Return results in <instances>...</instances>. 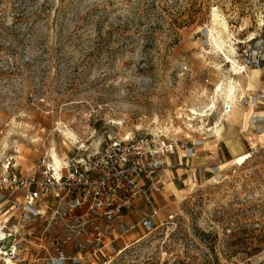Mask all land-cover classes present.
Returning a JSON list of instances; mask_svg holds the SVG:
<instances>
[{
	"label": "rangeland",
	"instance_id": "obj_1",
	"mask_svg": "<svg viewBox=\"0 0 264 264\" xmlns=\"http://www.w3.org/2000/svg\"><path fill=\"white\" fill-rule=\"evenodd\" d=\"M160 1L182 19L197 13L196 23L174 34L147 9L154 0H0V161L28 171L53 164L52 152L63 162L75 148L151 135L177 145L163 161L184 169L170 168L184 191L156 203L150 231L129 230L145 214L129 223L125 211L99 249L59 223L14 253L10 241L0 264H264V151L249 144L264 146L254 101L264 91V0ZM249 107L244 155L221 162L219 128Z\"/></svg>",
	"mask_w": 264,
	"mask_h": 264
},
{
	"label": "built area",
	"instance_id": "obj_2",
	"mask_svg": "<svg viewBox=\"0 0 264 264\" xmlns=\"http://www.w3.org/2000/svg\"><path fill=\"white\" fill-rule=\"evenodd\" d=\"M244 54L249 65L256 64L257 53ZM254 101L264 111V91ZM224 109L231 111L230 106ZM249 144L253 152L264 151V146L257 149L252 141ZM175 146L157 143L151 135L111 139L97 148H75L63 160L58 175L45 163L24 171L15 157L0 161V251L7 255L5 247L10 241L11 253L25 246L23 241H43L59 223L67 229H81L93 247H108L123 229L124 212L139 198L149 210L129 230L148 225L159 214L154 195L161 187L156 179L167 169L163 160ZM85 227H90L89 232ZM106 238L110 240L105 243Z\"/></svg>",
	"mask_w": 264,
	"mask_h": 264
},
{
	"label": "crops",
	"instance_id": "obj_3",
	"mask_svg": "<svg viewBox=\"0 0 264 264\" xmlns=\"http://www.w3.org/2000/svg\"><path fill=\"white\" fill-rule=\"evenodd\" d=\"M244 108V106H242ZM241 108V109H237V110H234L232 111V115L233 118H234V122L232 125H229V124H223V127L219 128V133H220V137H221V140L219 141L220 145L217 146L218 148V153L220 155V161H224L223 160V157H225L226 154L229 155V157H233V158H237L238 156H241V155H244L245 153V147H244V142H243V138L245 136H247L249 133H248V120H249V115L252 113L253 107H249V111L247 113H245L244 109L246 108ZM218 130V129H217ZM260 138H263L264 139V134H262V136H260ZM221 151V152H219ZM181 165L183 163H180ZM169 166V165H168ZM166 166V170L164 171V173H161L158 178H160L161 176L162 177H165L163 178L164 180V183L162 185L161 184V180H159L157 183L158 185L161 187V191L160 192H157L155 193V201L157 204H164L163 206H166L167 204H165L168 200V194L170 195L171 192L174 191V188L175 187V193L177 196H179L178 194H180L179 192H183L184 189L181 187L180 188V185L179 183H177L176 181L180 182L181 178H179V176L181 175L180 173H178V177L177 179L173 177L174 175V172L173 170H170V168L172 166ZM177 169L176 171L179 172V171H182L184 169ZM186 170V169H185ZM162 180V181H163ZM183 182V181H182ZM183 184V183H182ZM179 187V189H178ZM143 207V208H142ZM166 208V207H165ZM147 210H145V205H144V202L141 198L137 199L134 203V205L129 209L127 210L126 212L129 213L127 215V219L126 222H131L133 221L132 218H143L142 215H147L148 212H146ZM131 214V215H130ZM129 215L131 217H129ZM155 220V217L154 218H150L149 219V229H147V225H144L145 226V230L147 231H150L152 229V225H151V222Z\"/></svg>",
	"mask_w": 264,
	"mask_h": 264
},
{
	"label": "trees",
	"instance_id": "obj_4",
	"mask_svg": "<svg viewBox=\"0 0 264 264\" xmlns=\"http://www.w3.org/2000/svg\"><path fill=\"white\" fill-rule=\"evenodd\" d=\"M189 1V0H186ZM159 2V4H157ZM161 3V4H160ZM191 6H193V3L191 2ZM150 11H155L158 17L162 20V22H168L170 21V25L173 27V30L175 31L174 34H177L178 29H182L184 27H189L193 24L196 23V15L197 13L189 12L191 13L189 16V19H182L183 14L186 11H177L176 13H171V10L165 6L162 5V2L155 1L153 2V5L151 8H147ZM178 264H192L190 262H185V261H179Z\"/></svg>",
	"mask_w": 264,
	"mask_h": 264
},
{
	"label": "bare ground",
	"instance_id": "obj_5",
	"mask_svg": "<svg viewBox=\"0 0 264 264\" xmlns=\"http://www.w3.org/2000/svg\"><path fill=\"white\" fill-rule=\"evenodd\" d=\"M230 84V83H229ZM233 86V85H232ZM231 87V86H230ZM229 87V88H230ZM228 88V90H229V94H228V96L229 95H231L232 94V92L234 91L233 90V88L231 87L230 89ZM235 88V87H234ZM221 89V88H220ZM226 90V89H225ZM222 93V92H221ZM226 94H227V92H226ZM220 95V94H219ZM224 95H225V93H224ZM235 97V96H234ZM233 98V97H232ZM228 99V98H227ZM230 99V98H229ZM225 100V99H224ZM231 101H232V99H230ZM233 103V102H232ZM216 105V104H215ZM52 160H53V164H48L49 165V167H50V169H51V171H54L55 173H56V175H58L59 174V172H60V169L62 168V161L58 158V155L55 153V152H52ZM0 237H2V234L0 233ZM2 254V252L0 251V255Z\"/></svg>",
	"mask_w": 264,
	"mask_h": 264
}]
</instances>
